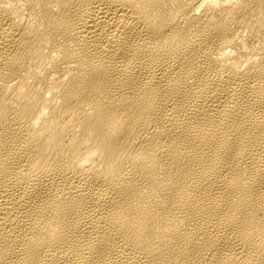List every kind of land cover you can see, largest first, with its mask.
<instances>
[{
	"label": "bare ground",
	"instance_id": "obj_1",
	"mask_svg": "<svg viewBox=\"0 0 264 264\" xmlns=\"http://www.w3.org/2000/svg\"><path fill=\"white\" fill-rule=\"evenodd\" d=\"M0 264H264V0H0Z\"/></svg>",
	"mask_w": 264,
	"mask_h": 264
}]
</instances>
